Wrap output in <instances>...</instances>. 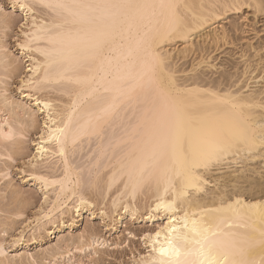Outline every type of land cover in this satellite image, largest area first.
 <instances>
[{
  "label": "bare ground",
  "instance_id": "1",
  "mask_svg": "<svg viewBox=\"0 0 264 264\" xmlns=\"http://www.w3.org/2000/svg\"><path fill=\"white\" fill-rule=\"evenodd\" d=\"M62 2L94 7L71 9L86 18L80 22L69 10L14 0L26 18L17 44L29 61L19 79L29 103L10 99L0 85V156L5 142L34 126L33 106L43 119L26 180L39 186L43 203L12 245L23 244L26 229L37 242L48 224L50 234L70 229L74 219L66 224L63 216L94 213L92 191L101 189L96 192L104 198L113 190L115 223L125 216L161 220L143 234L149 249L133 264H264V0H133L155 6L134 17L96 7L122 0ZM246 31L251 36L241 41ZM1 41L0 84L17 70ZM226 46L238 53L234 72L210 61ZM177 130V151L188 150L195 132L209 137L204 155L185 167L172 162ZM18 138L10 142L14 151ZM37 162L58 170L42 173ZM8 176V166L0 168V179ZM140 197L147 201L143 215ZM5 242L0 239L1 264H8ZM62 251L60 257L68 252ZM13 255L33 259L32 253Z\"/></svg>",
  "mask_w": 264,
  "mask_h": 264
},
{
  "label": "rangeland",
  "instance_id": "2",
  "mask_svg": "<svg viewBox=\"0 0 264 264\" xmlns=\"http://www.w3.org/2000/svg\"><path fill=\"white\" fill-rule=\"evenodd\" d=\"M2 2L6 5V10L9 12V15L11 17V27L10 31L7 33V38H5L3 32L0 34L1 37L3 36V39L0 37V41H3V45L6 49L5 52H8L7 55H9L7 58L14 61V66H16L17 70H15V74L9 73L10 76H3L2 80L4 81L0 85H3V87L6 88L5 94L10 99L22 103L27 102L28 104L29 100L24 97V95L26 94V89L19 88V85H21L19 79H21V77L26 74L27 68H25V66H27L29 61H27L28 58L26 56L21 54V50L17 44L19 38L21 37L20 30H24L25 28V26L23 25V23H26V18H24L25 13L19 8H15L16 3H14V0H2ZM13 3L15 5L14 7L12 6ZM34 6L35 8L37 7L36 9H40L38 5L36 6L34 4ZM34 13L37 14L36 11ZM261 24L262 22L260 21L257 26ZM21 25H23V27H21ZM259 34L263 35V32H259ZM239 36L242 38L241 41H245V39L250 38L251 32L246 31L243 33H239ZM225 48L226 49L222 52V49L212 52L210 54V61L212 60L218 65H225L228 69L231 70V72H234L235 68L239 67V60L237 59L238 53L234 54L233 52L236 51V49L231 51L229 49L232 48H230L229 46H226ZM262 56L264 58V55ZM186 59H184L186 62H184V60H179L180 62L178 61L180 65L181 62L185 63L183 66L184 68H187L186 65L189 66L190 64V58ZM196 60L198 59H195V61ZM46 91L42 90L41 93H45ZM39 94L40 92L37 95ZM56 94L57 93L55 92H51V94L49 95L56 96ZM30 105H32V102L30 103ZM27 107L29 106L27 105ZM30 109L32 112H34V126L27 128L25 131H22L24 132V134L22 133V135L19 136L20 140L18 136L15 137L18 138L20 142H22L21 144H19L20 148L14 151L13 147L15 146L11 145V141L17 140L15 138H13L11 141L9 140L11 143L8 141L7 143L5 142L3 148H1L2 153L7 152L9 153L8 155L11 154V156H9L11 158L8 157L7 153L6 156H0V168H3L7 165L9 172V176L7 179H0V223H2L0 227L6 226L4 227L6 232L4 233V235L3 232L0 233V236L3 235L1 238L4 237L6 240L5 249L7 253L5 252V256L9 257L8 264H21V261L23 264H133V258L135 256H138L139 253L146 254L147 250L149 249L147 243H145L143 234L155 228L156 224H158V222H160L161 220L158 219L153 223H150L145 222L140 218L138 220H135L134 217L130 218V216H125L122 218L120 223H115L113 219L116 218V213L114 214V208L111 206V204H109V202H111L110 200L112 199L110 197L111 195L109 194H111L113 190L110 191L108 195L105 196V198L103 196L104 194H101L103 193L101 189H99L101 193L98 192L100 193V197L96 192L99 190L96 189V191H92L93 199H95L93 200L94 208L92 207L91 211H93L94 213H91L88 210H84L82 211L81 216H77L75 215L76 213L73 212L72 214L74 215V217H71V213H66L63 216V221L65 220L66 224L70 223L72 218L74 219L73 226L70 227V229L68 227H64L59 234H50L54 227L51 224H48L46 226V230H40L39 232L40 235L43 236V240L41 242L33 240L30 236V231L26 229V231L22 233L24 235L22 239L23 244L20 246L12 245V236L15 235L17 237L18 233L23 229V226L25 227V223L29 221L28 218H32V214L37 213V208H39V206L43 203L42 192L39 186L36 185L32 180H26V176L29 173V169L31 168L28 164V161L33 156L32 153L34 152V141L38 137L43 119V115L40 112L35 111L36 109L33 106H31ZM1 112L2 111H0V114H2ZM5 113L6 112L4 111V114ZM24 116L26 117L27 114H25ZM17 125L20 127H18ZM17 125L15 126L21 128L20 124ZM86 149L89 150V148L87 147ZM86 149L78 154V158H82V161L85 159V156L82 155H85L84 151H86ZM35 168L42 173H51L52 169L55 168L54 173L56 174V171L58 170L56 169L58 168V166L55 165L54 167L53 164L51 165V163L47 164L43 162H37ZM51 194L52 192H49V196H52ZM95 194H97L98 197H95L97 196ZM92 195H90V197ZM140 199L141 197L136 199V203L137 206H140H138L139 215H143L146 212L145 208L147 207L145 205L147 201H144V199ZM102 210L106 212V216L101 215ZM17 211H20V215H22L17 216ZM117 213H119V210L117 211ZM55 225H58V227L61 226L59 221H57ZM114 227L115 229H113ZM36 234L39 235L37 232L35 233V235ZM82 244L85 247L80 246ZM65 249L68 250V252L60 257V251H64ZM16 253L23 255V258H27V253H32L33 259H18V255L16 256L17 258L14 257ZM9 255H13L14 258L11 259ZM6 261L2 263L7 264Z\"/></svg>",
  "mask_w": 264,
  "mask_h": 264
},
{
  "label": "snow or ice",
  "instance_id": "3",
  "mask_svg": "<svg viewBox=\"0 0 264 264\" xmlns=\"http://www.w3.org/2000/svg\"><path fill=\"white\" fill-rule=\"evenodd\" d=\"M39 3L43 7H57L61 9L69 10L70 15L73 17H79L80 22L85 21V17L81 16L77 12L71 11L73 7H82V8H92L93 5H68L62 2V0H57V3L55 5H52L50 3H47L46 0H39ZM15 6L14 3L12 5ZM161 8L165 7V5L162 3L159 5ZM20 7H26L25 5H20ZM96 7H101L104 9H116V10H126L129 14H132L133 17L141 10L148 7H155L153 5H147V4H138L133 2V0H122L120 3H114V4H104L99 5ZM77 21L74 19L72 23H76ZM11 27V17L9 15V12L6 10V5L0 0V31L5 34V38H7V33L10 31ZM23 27V25H21ZM57 27H60V25H57ZM6 50V49H5ZM47 107V105H46ZM172 162L177 167H185L190 162L197 161L204 155V149L205 146L209 143V137L207 134H203L200 132H195L192 134V136L188 139V150L185 151L182 147L179 151H177L176 145L181 143V134L180 131L177 130L175 133L172 134ZM160 151L161 155L163 156L168 151V141L167 138H165L160 145ZM174 231V229H173ZM155 235L157 237L160 236V232H156ZM150 238V237H146ZM166 250L161 249V252L164 253Z\"/></svg>",
  "mask_w": 264,
  "mask_h": 264
}]
</instances>
